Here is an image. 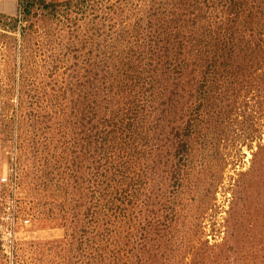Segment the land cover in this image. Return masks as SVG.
I'll return each mask as SVG.
<instances>
[{"label": "rangeland", "instance_id": "obj_1", "mask_svg": "<svg viewBox=\"0 0 264 264\" xmlns=\"http://www.w3.org/2000/svg\"><path fill=\"white\" fill-rule=\"evenodd\" d=\"M17 5L0 264H264V0Z\"/></svg>", "mask_w": 264, "mask_h": 264}, {"label": "crops", "instance_id": "obj_2", "mask_svg": "<svg viewBox=\"0 0 264 264\" xmlns=\"http://www.w3.org/2000/svg\"><path fill=\"white\" fill-rule=\"evenodd\" d=\"M43 4H62L68 2L70 0H37ZM21 2V0H0V15L9 16L15 14L17 8L19 7L17 4Z\"/></svg>", "mask_w": 264, "mask_h": 264}, {"label": "built area", "instance_id": "obj_3", "mask_svg": "<svg viewBox=\"0 0 264 264\" xmlns=\"http://www.w3.org/2000/svg\"><path fill=\"white\" fill-rule=\"evenodd\" d=\"M21 8H20V6L17 8V10H16V12H15V14H14V16H19L20 15V13H21ZM5 17H8V16H5Z\"/></svg>", "mask_w": 264, "mask_h": 264}]
</instances>
